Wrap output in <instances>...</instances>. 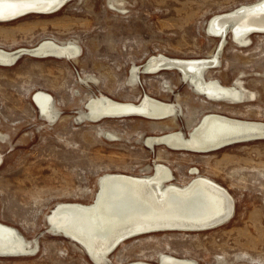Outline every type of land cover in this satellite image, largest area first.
Returning <instances> with one entry per match:
<instances>
[{"label": "rangeland", "instance_id": "obj_1", "mask_svg": "<svg viewBox=\"0 0 264 264\" xmlns=\"http://www.w3.org/2000/svg\"><path fill=\"white\" fill-rule=\"evenodd\" d=\"M263 1L69 0L55 13L0 23L3 51L32 50L45 41L80 50L75 60L24 55L13 66H0V223L33 247L29 256L0 257V264H97L82 245L52 233L49 217L61 205H95L108 177L143 178L157 165L173 174L168 187L187 188L204 178L226 189L233 216L209 230L132 238L109 255L108 264H159L168 257L264 264V140L211 153L147 144L176 132L189 137L209 115L264 123V34L251 35L250 45L241 47L231 33L223 39L208 31L215 16ZM214 54L218 67L208 68L205 80L231 87L240 79L257 95L254 101H212L177 71L132 73L151 57L189 61ZM37 93L52 97L53 120L34 104ZM98 97L135 105L149 97L173 104L178 118L93 121L85 116L87 104Z\"/></svg>", "mask_w": 264, "mask_h": 264}, {"label": "bare ground", "instance_id": "obj_2", "mask_svg": "<svg viewBox=\"0 0 264 264\" xmlns=\"http://www.w3.org/2000/svg\"><path fill=\"white\" fill-rule=\"evenodd\" d=\"M68 1L0 0V23L10 22L29 14L55 13ZM110 1L109 3L113 5L116 0ZM228 30L231 31L235 43L241 47L250 45L251 35L264 34V1L232 13L215 16L208 26V31L213 37L223 38ZM215 54L207 59L189 61L173 60L165 56L151 57L143 67H134L132 73L137 78L142 71L145 74L163 70L177 71L183 81L189 82L197 93L212 101L232 105L254 101L257 95L246 89L240 79L231 87L222 86L218 81L205 80V71L218 67V57ZM20 55L75 60L80 55V50L73 43L53 41H45L32 50L7 52L0 49V66L15 65ZM34 99L43 117L48 121L53 120L56 111L52 97L45 93H37ZM90 102L87 104L85 116L93 121L101 120L103 117L115 119L137 116L152 121L166 120L170 117L171 121L175 122L178 118V110L173 104L159 102L149 97L140 105L119 103L107 97L94 98ZM2 137L0 134V139H3ZM257 140H264V123L209 115L189 137L176 132L150 138L147 144L164 145L175 151L211 153ZM173 178L169 168L164 165H157L152 175L143 178L108 177L103 181L95 205L59 206L49 217L51 231L55 235L80 243L97 264H108L109 255L132 238L167 231L209 230L225 224L233 216V198L217 183L198 178L187 188L175 185L168 187ZM32 250L33 247L16 229L0 223V257L29 256ZM159 264L195 263L168 257Z\"/></svg>", "mask_w": 264, "mask_h": 264}, {"label": "water", "instance_id": "obj_3", "mask_svg": "<svg viewBox=\"0 0 264 264\" xmlns=\"http://www.w3.org/2000/svg\"><path fill=\"white\" fill-rule=\"evenodd\" d=\"M42 13V12H41ZM229 33H231V31L230 30H228V32L226 33V35L227 34H229ZM226 35H224L223 36V39H225V37H226ZM20 56H22V55H20ZM33 100H34V102H35V104H36V101H35V99L33 98ZM135 115H138V114H135ZM111 207H112V205H111ZM111 212H114L112 209H109ZM78 243V242H77ZM78 244H80V243H78ZM86 250V249H85ZM87 251V250H86ZM87 253H88V251H87ZM89 254V253H88ZM89 256H90V254H89Z\"/></svg>", "mask_w": 264, "mask_h": 264}]
</instances>
